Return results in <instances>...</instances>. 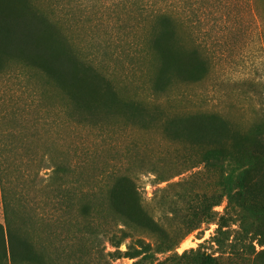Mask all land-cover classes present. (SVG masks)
Here are the masks:
<instances>
[{"label":"rangeland","instance_id":"obj_1","mask_svg":"<svg viewBox=\"0 0 264 264\" xmlns=\"http://www.w3.org/2000/svg\"><path fill=\"white\" fill-rule=\"evenodd\" d=\"M26 7L46 17L85 71L86 84L102 85L112 104L95 112L74 105L70 115L35 70L5 61L0 123L18 231L23 233L27 215L46 216L54 241L67 249L76 238L69 225L75 213L66 215L60 197L86 194V203L104 211V218L109 190L124 176L170 240L198 226L175 249L145 264L183 256L166 264H198L195 252L215 258L214 264H264V148L258 149L264 138V0H26ZM162 12L172 18L164 29ZM158 37L172 57L163 91L155 89L165 63L155 47ZM217 119L226 126L220 146L187 137L192 130H213ZM238 146H245L246 156L257 152V161L204 159L215 147ZM60 163L68 175L57 178ZM248 168L247 191L239 195ZM103 218L95 234L101 240L97 251L107 254L116 249L103 234L112 218ZM0 224L6 226L1 183ZM131 232L121 252L138 248L137 240L158 241L141 229ZM38 233L42 239L43 231ZM2 250L0 244V264H10Z\"/></svg>","mask_w":264,"mask_h":264},{"label":"trees","instance_id":"obj_2","mask_svg":"<svg viewBox=\"0 0 264 264\" xmlns=\"http://www.w3.org/2000/svg\"><path fill=\"white\" fill-rule=\"evenodd\" d=\"M160 24L162 28H167L171 24V16L166 12L160 13ZM162 39L158 37L155 41V47L159 48L162 54L164 66L159 72L155 82V89L163 91L167 87V72L169 71V60H172L170 54H166V44L162 45ZM16 60L26 69L35 70L44 80L43 84L55 88L60 96L66 112L72 115L73 106L80 111L95 112L100 111L112 104L109 93L104 92L102 85H95V88L86 84L85 71L79 67L78 62L71 55L68 49L60 42L54 33V29L44 15L37 11L29 10L26 7V0H0V74L4 71L5 61ZM192 71V69H191ZM193 72V71H192ZM27 75V74H26ZM28 83L31 84L30 76ZM198 77V75H195ZM93 115V114H92ZM216 119V118H215ZM1 120V119H0ZM217 127L207 132L192 130L187 137L192 140L203 143L208 142L214 146H220L224 137V122L218 120ZM175 136H181L177 131ZM11 135V134H10ZM4 131L0 123V183L2 189L4 210L6 214V226L0 224V244H2V254L10 264H108L107 258L120 259L129 258L137 260L133 264H145L156 260L158 254H163L175 249L186 235L198 228L192 226L183 238L179 240H170L167 230L162 228L153 218L148 216L141 205L138 191L133 182L128 177H119L113 183L109 190V209L105 217H100L104 211H94L90 204L86 203L83 195H68L60 197L67 207L66 215H73L69 225L74 228L76 238L70 242L67 249H62L54 241L52 232H50V218L42 216L35 218L27 215L24 219L25 229L20 233L17 229L16 209L17 197H15L14 180L10 178L8 161L10 157L6 155L7 148L3 145ZM20 147L19 149H21ZM264 148V138L258 139V149ZM12 151L11 149H8ZM245 146H238L234 149L215 147L206 152L204 159L211 161H232L239 165L245 163H254L257 161V152L246 156ZM263 155V154H262ZM262 160V157L260 156ZM68 168L64 163H60L54 169V175L66 177ZM251 169L243 171V178L240 182L241 193L247 191L246 177L250 174ZM161 182L167 181L160 177ZM16 186V184H15ZM23 200V198H22ZM21 202V199H18ZM47 207L52 202H46ZM45 206V207H46ZM23 207H25L23 205ZM101 208V207H99ZM244 208V206H242ZM112 218L110 230H104L103 234L107 241L116 249L115 252L105 254V249L99 252L101 240L96 237L98 221L108 216ZM48 216V215H47ZM18 219V217H17ZM208 219H211L210 217ZM109 220V221H110ZM97 225V228H96ZM138 228L146 233L158 238L156 242H145L137 240L138 248L129 246L126 252H121V245L128 239L133 238L131 229ZM42 229V230H41ZM38 231L44 236L42 239ZM102 234V235H103ZM98 240V241H97ZM264 246V242H259ZM1 253V251H0ZM196 263L214 264L215 258L199 254ZM185 257H172L158 264H166L170 261L183 260ZM168 261V262H167Z\"/></svg>","mask_w":264,"mask_h":264}]
</instances>
